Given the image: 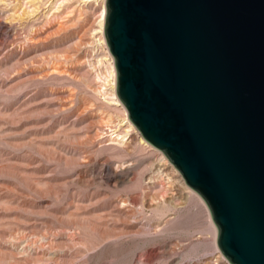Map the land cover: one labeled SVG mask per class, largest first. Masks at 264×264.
Listing matches in <instances>:
<instances>
[{
    "label": "rangeland",
    "instance_id": "1",
    "mask_svg": "<svg viewBox=\"0 0 264 264\" xmlns=\"http://www.w3.org/2000/svg\"><path fill=\"white\" fill-rule=\"evenodd\" d=\"M100 13L98 0L0 1V264H230L163 154L140 133L111 142L104 124L124 115L94 89L112 59Z\"/></svg>",
    "mask_w": 264,
    "mask_h": 264
},
{
    "label": "water",
    "instance_id": "2",
    "mask_svg": "<svg viewBox=\"0 0 264 264\" xmlns=\"http://www.w3.org/2000/svg\"><path fill=\"white\" fill-rule=\"evenodd\" d=\"M116 95L205 202L230 264H264V0H106Z\"/></svg>",
    "mask_w": 264,
    "mask_h": 264
},
{
    "label": "bare ground",
    "instance_id": "3",
    "mask_svg": "<svg viewBox=\"0 0 264 264\" xmlns=\"http://www.w3.org/2000/svg\"><path fill=\"white\" fill-rule=\"evenodd\" d=\"M98 1L101 3V13L99 15L100 20L98 22L99 29L97 30L96 33L101 34V36H100L101 43H103L105 46H107L106 39H105V34H104V25H105V18H106V6H105L106 0H98ZM109 55L111 56L112 59H111V62H109V65H105L104 73L98 72V70L96 69V66L94 67L95 72H96L95 81H94L95 82V88L94 89H95V91L98 94H100V96H103L104 99L108 101V103H110L112 105H115L120 110H122L123 115H124V119H122V123L118 122V124L116 125V126L119 127V129H114L113 130L110 120L106 121L104 125L111 132L110 133L111 142L114 143L117 146H121V147L124 148L128 144L127 143L128 142V136L131 133H138L139 134V131L134 126V124L131 122L126 108L121 103V101L119 100L118 96L116 95V83H117L116 67H115L114 59H113V57H112L110 52H109ZM98 64L99 65L103 64L102 60H99ZM121 129H122V131H120ZM139 140H140V144H142L143 146L149 144V143L147 144V142L143 139V137L140 134H139ZM163 156H164V154H163ZM165 159H167V158L165 157ZM167 161H168V159H167ZM161 202H162V200L157 202V204L155 206H153V208H152V210L155 211L157 214H161V213H164L166 211L165 205L163 203H161ZM213 229H214V237H215V243H216L217 229H216L215 225H214ZM150 234H151V232H150ZM155 234H156V232H155ZM32 240H33V238H32ZM32 240L30 239L29 241H32ZM19 241H21V239ZM28 243L29 242H27V243L25 242L26 245L24 244L25 246L24 247L22 246L23 248H22L20 253L25 254V255L27 254L28 256H31L32 255L31 253L35 254L36 252H38V250L36 248H33L32 242L30 244H28ZM43 246L44 245L42 244L41 247H43Z\"/></svg>",
    "mask_w": 264,
    "mask_h": 264
}]
</instances>
